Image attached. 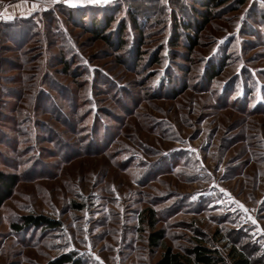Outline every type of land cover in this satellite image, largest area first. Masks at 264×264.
Segmentation results:
<instances>
[{
	"label": "rangeland",
	"instance_id": "rangeland-1",
	"mask_svg": "<svg viewBox=\"0 0 264 264\" xmlns=\"http://www.w3.org/2000/svg\"><path fill=\"white\" fill-rule=\"evenodd\" d=\"M198 12L197 0H0V119L43 135L28 164L0 121V171L21 177L0 208V264H155L157 231L184 255L203 240L264 264V3L217 9L194 52L184 31L175 46L176 21ZM25 215L61 226L16 233Z\"/></svg>",
	"mask_w": 264,
	"mask_h": 264
},
{
	"label": "trees",
	"instance_id": "trees-1",
	"mask_svg": "<svg viewBox=\"0 0 264 264\" xmlns=\"http://www.w3.org/2000/svg\"><path fill=\"white\" fill-rule=\"evenodd\" d=\"M251 0H197V2L205 8V12H198L197 15L201 16L202 22L196 21L195 18L192 19L190 22H185L183 20H177L176 21V30L177 35L175 42L173 44L175 46H179L181 35L182 33L180 31L185 32V37L187 39V48L191 52H194V50L200 46V34L203 33L210 24V21L214 15V11L223 7H230L231 11H237L243 7H245ZM264 3L263 0H260ZM132 21L135 26H137V21L134 15H131ZM105 28L110 29L115 22V18L113 16L108 17L105 19ZM94 33L98 37L97 39H101L103 36L100 33L102 31L101 28H99L97 21L94 23ZM14 27V25H12ZM122 31L124 32V28L122 27ZM122 32V33H123ZM195 32L196 36H192L191 33ZM16 33H19V31H16ZM26 35V34H25ZM123 35V34H122ZM141 37H144V32L141 31ZM15 37V36H14ZM143 43V42H142ZM121 46V48H123ZM140 53V51H138ZM142 61V60H140ZM64 67H66L65 72L66 74L69 73V69L67 68L69 66V63L67 61H64L62 63ZM220 69L210 68L209 70V80L213 81L220 75ZM23 111L21 110V114L19 117L22 118ZM25 115H23L24 119ZM11 121L13 125L17 126L16 133L19 134V137H22L23 140L20 143L21 150H19V155L22 157H28L27 159H30L29 163H33L36 158H33L32 155L34 153V140L36 142L40 141L43 138V135L36 134L33 137L32 134V124L31 121L26 117L25 120H19L18 117L16 120L12 117L8 118H2L0 121L6 122ZM19 120V121H18ZM21 121V122H20ZM15 123V124H14ZM38 123V121H36ZM32 135V136H31ZM19 143V142H18ZM32 145V147L30 146ZM35 156V155H34ZM27 159H22L26 160ZM34 159V160H33ZM21 163V162H20ZM20 165H26V164H20ZM21 177L19 174H6L4 172L0 171V208L13 196L14 191L16 189V186L19 184ZM150 212V221L152 222L151 228L154 231L155 224H156V214L155 212L149 210ZM155 221V222H154ZM61 226V223L57 220H54L52 218H49L44 215H25L22 216L19 220L12 223V230L16 233H23L25 231H43V232H54L59 229ZM166 235L164 231H157L153 232L149 235L148 242L149 246L151 248H160L163 250V253L159 260L155 264H227L228 261H230V264H262L259 261H256L249 257L245 252L240 250L237 247H232L228 256L224 257L218 250H213L211 248H208L206 246V242L203 240H200V242L195 243L191 248L187 250V254L184 255L180 252H175L172 247L168 246L166 244ZM80 260L76 259L73 254H63L56 259L50 261L48 264H80Z\"/></svg>",
	"mask_w": 264,
	"mask_h": 264
},
{
	"label": "snow or ice",
	"instance_id": "snow-or-ice-1",
	"mask_svg": "<svg viewBox=\"0 0 264 264\" xmlns=\"http://www.w3.org/2000/svg\"><path fill=\"white\" fill-rule=\"evenodd\" d=\"M105 2H106V0H105ZM221 191H223V190H221ZM193 199H196V197L194 196ZM240 207H241V209H243V205H241ZM243 210H244L245 212H247V209H243Z\"/></svg>",
	"mask_w": 264,
	"mask_h": 264
},
{
	"label": "crops",
	"instance_id": "crops-1",
	"mask_svg": "<svg viewBox=\"0 0 264 264\" xmlns=\"http://www.w3.org/2000/svg\"><path fill=\"white\" fill-rule=\"evenodd\" d=\"M264 1V0H263Z\"/></svg>",
	"mask_w": 264,
	"mask_h": 264
}]
</instances>
